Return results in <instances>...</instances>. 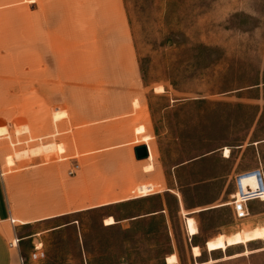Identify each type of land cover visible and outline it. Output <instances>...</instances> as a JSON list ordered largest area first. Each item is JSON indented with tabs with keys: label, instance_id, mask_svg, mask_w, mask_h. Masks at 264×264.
<instances>
[{
	"label": "rangeland",
	"instance_id": "rangeland-1",
	"mask_svg": "<svg viewBox=\"0 0 264 264\" xmlns=\"http://www.w3.org/2000/svg\"><path fill=\"white\" fill-rule=\"evenodd\" d=\"M123 3L127 36L115 26L101 27L98 35L104 36L92 37L89 45L75 44L74 59L68 60L38 59L33 11L9 22L26 26L2 27L0 21V126L11 133L10 141L0 138V150L10 149L8 166L7 158L16 152L65 145V134L52 136L62 131L53 122L55 113L67 110L59 104L67 78L55 73L53 82L52 70L72 69L93 80L95 69L130 68L138 70L140 84L150 93L153 143L170 191L27 229L26 264H167L171 255L178 264L211 259L214 264H264V197L248 203L245 220H236L233 212L237 179L259 171L264 180V0ZM24 125L30 131H22ZM65 158L54 152L16 160V166L51 164L62 170ZM69 171H60V192ZM109 216L116 225H104ZM188 218L195 219V236L188 232ZM246 233L259 237L245 241ZM35 235V244L42 242L46 253L41 261L30 260ZM220 235L226 250L209 252L207 242ZM194 246L201 257H194Z\"/></svg>",
	"mask_w": 264,
	"mask_h": 264
},
{
	"label": "crops",
	"instance_id": "crops-1",
	"mask_svg": "<svg viewBox=\"0 0 264 264\" xmlns=\"http://www.w3.org/2000/svg\"><path fill=\"white\" fill-rule=\"evenodd\" d=\"M34 5L37 6L31 10ZM29 11L34 12L35 18L38 16V59L41 60L74 59V45H89L92 37L104 36L98 35L101 27L115 26L127 36L128 22L123 0H0L2 27L26 26L9 22L19 20L23 15L26 19ZM92 29H96L95 32L92 33ZM137 71L122 67L99 68L92 71L91 75L96 77L93 80L84 73L73 74L72 69L58 67L56 72H50L52 78L55 73L67 78L66 88L61 90H65V95L59 98V104L65 105L67 110L66 113H55L56 123L53 122L54 129L62 130V133L52 136L65 134V147L55 143L42 144L16 152L15 158H7L8 166H16V160L42 155L48 157L54 152L67 155L65 160L68 163L62 170L51 164L16 166L10 170L5 163L10 149L2 147L0 264H26L22 253L27 240L25 232L38 224L153 198L170 191L153 143L154 129L148 102L150 93L148 87L140 84ZM52 81L56 82L55 78ZM152 94H155V89ZM22 131H30L29 126H22ZM1 137L11 140L7 126H0ZM143 145L149 149V157L138 160L135 150ZM69 163L79 165V169L66 178L60 192L63 179L60 171L71 170L73 166L69 167ZM133 189H137L138 195L132 196L136 193ZM108 218L115 220L112 216ZM37 235L32 237L33 247L38 242ZM31 254L30 260L34 261Z\"/></svg>",
	"mask_w": 264,
	"mask_h": 264
},
{
	"label": "bare ground",
	"instance_id": "bare-ground-1",
	"mask_svg": "<svg viewBox=\"0 0 264 264\" xmlns=\"http://www.w3.org/2000/svg\"><path fill=\"white\" fill-rule=\"evenodd\" d=\"M225 154L227 157H229L230 150L226 149ZM262 181H263V187H264L263 178H262ZM245 186H246L247 191H251L254 188H256L257 187L256 178L246 179L245 180ZM238 187H239V185H238ZM241 197L248 198L249 200L263 198L264 197V190L262 192H255V193L248 192L245 196H243L240 192V189H239V191L236 193V198L241 199ZM104 224H105V226L110 227L112 225L117 224V222L113 218H108L105 220ZM187 229H188V232L191 236H195L197 234L198 228L196 227V223H195L194 218H188L187 219ZM258 237H259V234H257V233H254V234H252V233L247 234L246 233L244 235L245 241H250V240L256 239ZM206 246H207V250L209 252H214V251H218V250H222V251L226 250V244H225V239H224L223 235L217 236L214 239L208 241ZM193 255L195 258L201 257V250L199 247H197V246L193 247ZM238 256H240V254L233 255V256H226L225 259L235 258ZM216 262H217L216 260L211 259L205 264H214ZM178 263H179V260H178V257L176 255H171V256L167 257V264H178Z\"/></svg>",
	"mask_w": 264,
	"mask_h": 264
},
{
	"label": "built area",
	"instance_id": "built-area-1",
	"mask_svg": "<svg viewBox=\"0 0 264 264\" xmlns=\"http://www.w3.org/2000/svg\"><path fill=\"white\" fill-rule=\"evenodd\" d=\"M149 150V149H148ZM79 169V165L73 166V168L69 171V175L73 176ZM251 200L248 198L236 199L233 202V212L236 220H245L249 217L248 203ZM46 257V253L43 249L42 242H39L34 245V251L31 254V259L34 261H41ZM21 262L24 263V259L21 258Z\"/></svg>",
	"mask_w": 264,
	"mask_h": 264
},
{
	"label": "water",
	"instance_id": "water-1",
	"mask_svg": "<svg viewBox=\"0 0 264 264\" xmlns=\"http://www.w3.org/2000/svg\"><path fill=\"white\" fill-rule=\"evenodd\" d=\"M135 152H136V158L138 160H143L149 157V151L146 145L137 147ZM248 178H256V181H257V187L251 191H247L246 186H245V180ZM237 181H238L240 192L243 196H245L248 192L255 193V192H262L264 190L262 177L259 171H254V172L242 175L237 179Z\"/></svg>",
	"mask_w": 264,
	"mask_h": 264
}]
</instances>
